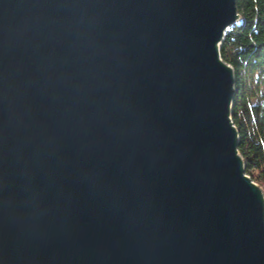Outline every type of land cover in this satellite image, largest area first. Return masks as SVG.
Wrapping results in <instances>:
<instances>
[{"label": "water", "instance_id": "95a60500", "mask_svg": "<svg viewBox=\"0 0 264 264\" xmlns=\"http://www.w3.org/2000/svg\"><path fill=\"white\" fill-rule=\"evenodd\" d=\"M234 0H0V264H264L219 55Z\"/></svg>", "mask_w": 264, "mask_h": 264}, {"label": "trees", "instance_id": "16d2710c", "mask_svg": "<svg viewBox=\"0 0 264 264\" xmlns=\"http://www.w3.org/2000/svg\"><path fill=\"white\" fill-rule=\"evenodd\" d=\"M240 22L226 32L221 60L233 73L230 120L244 173L264 196V0H234Z\"/></svg>", "mask_w": 264, "mask_h": 264}, {"label": "bare ground", "instance_id": "6f19581e", "mask_svg": "<svg viewBox=\"0 0 264 264\" xmlns=\"http://www.w3.org/2000/svg\"><path fill=\"white\" fill-rule=\"evenodd\" d=\"M226 34V33H225ZM230 109H231V107H230Z\"/></svg>", "mask_w": 264, "mask_h": 264}, {"label": "rangeland", "instance_id": "374dc122", "mask_svg": "<svg viewBox=\"0 0 264 264\" xmlns=\"http://www.w3.org/2000/svg\"><path fill=\"white\" fill-rule=\"evenodd\" d=\"M230 29V28H229ZM247 176V175H246Z\"/></svg>", "mask_w": 264, "mask_h": 264}]
</instances>
